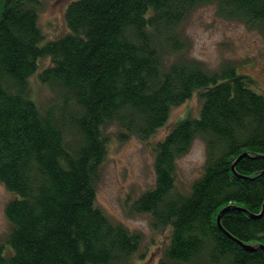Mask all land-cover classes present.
<instances>
[{"label":"trees","instance_id":"obj_1","mask_svg":"<svg viewBox=\"0 0 264 264\" xmlns=\"http://www.w3.org/2000/svg\"><path fill=\"white\" fill-rule=\"evenodd\" d=\"M41 2L0 0V182L15 195L0 264H127L142 237L97 204L104 128L149 140L195 94L199 116L155 143L154 187L134 211L171 229L157 264H264V213L250 216L264 209V95L234 62L210 71L188 57L181 31L212 3L264 36V0H73L69 32L45 43ZM43 58L50 65L40 71ZM37 71L51 91L43 106L32 94ZM197 138L203 172L177 190V161Z\"/></svg>","mask_w":264,"mask_h":264},{"label":"rangeland","instance_id":"obj_2","mask_svg":"<svg viewBox=\"0 0 264 264\" xmlns=\"http://www.w3.org/2000/svg\"><path fill=\"white\" fill-rule=\"evenodd\" d=\"M72 1L42 0L38 22L45 36L43 43L69 32L65 13ZM181 31L187 38L188 57L202 62L210 71L217 70L224 61L234 62L238 73L251 77L252 88L264 95V36L258 28L223 17L215 4L209 3L194 10L182 23ZM39 63L41 71L50 65V59L43 58ZM40 71L31 77V84L34 99L43 106L50 99L51 91L39 81ZM201 104L200 97L195 94L174 106L167 123L149 140L129 135L114 123L104 128L109 143L97 186V204L114 221L141 235V244L127 264H157L163 257L171 229L155 228L151 215L147 212L137 213L133 206L143 192L154 187L155 143L162 140L182 117H198ZM121 134L125 136L124 139L120 137ZM205 160V142L197 138L190 150L177 161V190L187 189L201 176ZM14 196L0 182V239L10 232L5 208Z\"/></svg>","mask_w":264,"mask_h":264},{"label":"water","instance_id":"obj_3","mask_svg":"<svg viewBox=\"0 0 264 264\" xmlns=\"http://www.w3.org/2000/svg\"><path fill=\"white\" fill-rule=\"evenodd\" d=\"M244 155H245V154L241 155L240 158L243 157ZM240 158H239V159H240ZM226 210H227V208L223 209V210H222V213H223L224 211H226ZM263 213H264V209H263V211H262L261 214H259V215H253V214H250V216H252V217H254V218H258V217L262 216ZM217 222H218L219 226L222 228L221 215L218 216ZM224 232H225L228 236H230V237L233 238V236H232L229 232H227L226 230H224ZM244 246H245V249H247V250H255V249H256V248L251 247V246H248V245H244ZM263 252H264V246H263Z\"/></svg>","mask_w":264,"mask_h":264},{"label":"bare ground","instance_id":"obj_4","mask_svg":"<svg viewBox=\"0 0 264 264\" xmlns=\"http://www.w3.org/2000/svg\"><path fill=\"white\" fill-rule=\"evenodd\" d=\"M260 33L262 34L261 31H260ZM262 35H263V34H262ZM239 158H240V157H239ZM239 158H238V159H239ZM237 162H238V160H236V161L233 163V165H232V169H233V170H235V166H236Z\"/></svg>","mask_w":264,"mask_h":264}]
</instances>
